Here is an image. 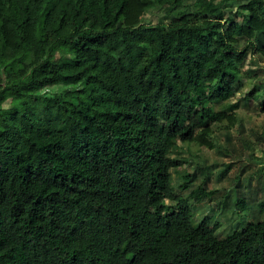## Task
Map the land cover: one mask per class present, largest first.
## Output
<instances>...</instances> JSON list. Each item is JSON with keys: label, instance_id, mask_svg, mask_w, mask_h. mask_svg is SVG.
<instances>
[{"label": "trees", "instance_id": "16d2710c", "mask_svg": "<svg viewBox=\"0 0 264 264\" xmlns=\"http://www.w3.org/2000/svg\"><path fill=\"white\" fill-rule=\"evenodd\" d=\"M187 1L0 0V264H264V221L224 238L194 224L171 156L236 125L264 0L227 25L226 0ZM155 7L171 21L145 24ZM263 95L257 81L246 99Z\"/></svg>", "mask_w": 264, "mask_h": 264}, {"label": "rangeland", "instance_id": "374dc122", "mask_svg": "<svg viewBox=\"0 0 264 264\" xmlns=\"http://www.w3.org/2000/svg\"><path fill=\"white\" fill-rule=\"evenodd\" d=\"M247 0H226L224 7L227 25V16L235 15L240 5ZM186 10H194V0L185 2ZM169 7H155L149 10L142 18L145 24L156 25L169 23L173 18ZM240 21L241 16L237 17ZM249 46L248 41H242L241 48ZM65 59V57H63ZM8 71H11L9 66ZM241 78L237 84L238 91L231 98L233 103L239 101L235 110L237 123L229 131L214 125L216 147L211 149L197 144L178 142L180 149L171 154L173 157L185 159L182 166L172 169L174 185L177 193L187 199L192 210L190 219L198 224L205 217L209 223L219 222L217 236L224 238L235 230H240L251 222L264 221V95L259 100H247L246 95L252 90L257 81L264 85V53L256 47L249 49L247 57L240 65ZM12 72L4 75L5 83L17 78ZM9 106V102L5 107ZM194 174L189 182V188H182L184 175ZM206 183L207 190L213 191L210 197L203 200L191 198L192 191ZM243 200L246 208H243ZM165 204L175 205L169 199Z\"/></svg>", "mask_w": 264, "mask_h": 264}]
</instances>
